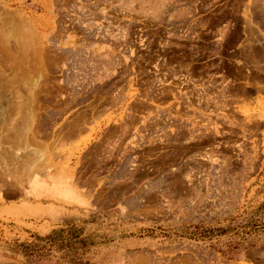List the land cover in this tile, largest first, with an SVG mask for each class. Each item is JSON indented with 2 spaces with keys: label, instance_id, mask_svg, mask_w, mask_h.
<instances>
[{
  "label": "rangeland",
  "instance_id": "374dc122",
  "mask_svg": "<svg viewBox=\"0 0 264 264\" xmlns=\"http://www.w3.org/2000/svg\"><path fill=\"white\" fill-rule=\"evenodd\" d=\"M0 264H264V0H0Z\"/></svg>",
  "mask_w": 264,
  "mask_h": 264
},
{
  "label": "bare ground",
  "instance_id": "6f19581e",
  "mask_svg": "<svg viewBox=\"0 0 264 264\" xmlns=\"http://www.w3.org/2000/svg\"><path fill=\"white\" fill-rule=\"evenodd\" d=\"M7 16V15H6ZM15 16V15H14ZM25 39V38H24ZM23 39V40H24ZM27 41V40H26ZM23 42V41H22ZM28 42V41H27ZM26 42V43H27ZM25 43V42H24ZM29 43V42H28ZM24 46V45H23ZM23 49V48H22ZM16 55V54H15ZM20 58V57H19ZM8 62V61H7ZM19 62V61H18ZM16 67V66H15ZM23 68V67H22ZM38 68V67H37ZM30 69V68H29ZM35 69V68H34ZM30 73V72H29ZM15 75V74H14ZM34 77V76H33ZM29 78H32V77H29ZM17 79V78H16ZM37 79V78H36ZM26 80H28V78L26 79ZM33 81V80H32ZM32 83V82H31ZM17 100V99H16ZM18 101H20V100H18ZM180 115H182V114H180ZM180 117V116H179ZM181 119H183V118H181ZM185 122V121H184ZM187 122V121H186ZM194 123V122H193ZM178 124H180L179 122H178ZM188 125V124H187ZM253 124H251V126H252ZM251 126H250V128H251ZM183 127V126H182ZM176 128H178V127H176ZM185 128V127H184ZM189 128V127H188ZM191 128V127H190ZM194 127H192V129H186V130H184L183 128H181V126L179 127V130L177 131V133H176V137H178V138H187L189 141L191 140V141H193L194 142V146H193V148L194 149H197L198 151L199 150H202V149H204L205 148V146L208 144H210V143H212V141H213V138H211L210 136H211V134L209 135L208 133H206L205 132V130L207 129V128H205V130L204 131H200L199 130V128L197 129V128H194ZM247 129H249V128H247ZM207 131V130H206ZM244 131V130H243ZM211 132H213V131H211ZM215 132L217 133L218 131L215 129ZM210 133V132H209ZM214 134V133H213ZM166 135V134H165ZM170 136V135H169ZM214 136V135H213ZM250 137V136H249ZM178 138H177V140L176 141H178ZM216 138V137H215ZM186 139V140H187ZM214 142V141H213ZM182 143V142H181ZM184 144V143H183ZM214 144V143H213ZM182 145V144H181ZM210 145H212V144H210ZM209 145V146H210ZM212 148H213V146H212ZM225 148V147H224ZM132 149H134V148H130V149H125V151H124V156H125V154L126 153H132L133 154V152H132ZM136 149V148H135ZM134 149V150H135ZM191 148H189V149H184V151H182L181 153H186V152H189V150H190ZM232 149V148H231ZM154 150V149H153ZM197 150H193V151H197ZM225 151H228L226 148H225ZM230 151V150H229ZM238 151H239V153H240V155L241 156H243V160L245 161V164H246V166H248L249 168H251V167H255V165H256V162H257V159H258V152H257V150L256 149H251V150H249L248 149V147H246V145H240V147H238ZM155 152H156V150H155ZM152 153V152H151ZM156 154H157V152H156ZM155 154V155H156ZM174 154V153H173ZM121 155V154H120ZM176 155V154H175ZM130 156H132V155H130ZM171 156V155H170ZM181 156V155H180ZM179 156V157H180ZM198 156H200V155H198ZM128 157H129V155L127 156V160H128ZM178 157V155H176V156H174V158H172V160L173 161H175L176 160V158ZM159 158V157H158ZM166 158V157H165ZM168 158V157H167ZM125 159V158H124ZM181 159V158H180ZM180 159H179V161H180ZM118 161H120V160H118ZM125 161V160H124ZM122 162V161H121ZM184 162V161H183ZM187 162H189V161H187ZM186 162V163H187ZM192 162V161H191ZM125 163V162H124ZM127 163V162H126ZM162 163V166H164L167 162L166 161H162L161 162ZM189 163H187V165L185 166V167H180L179 169H178V172H183V171H185V169H186V171L188 170V168H189V165H188ZM181 165V164H180ZM120 166H122V165H120ZM124 166V165H123ZM171 166V165H170ZM198 166V165H197ZM120 168V167H119ZM122 170V169H121ZM123 170H124V168H123ZM157 170H160V169H157ZM125 171V170H124ZM132 172V171H131ZM158 172H160V171H158ZM157 172V173H158ZM122 172L120 171V174H121ZM128 173V172H127ZM130 173V172H129ZM154 173V169H153V171H151V169H145L144 171H141V173H140V175H141V177H145L144 179H147L146 177H148V176H150V175H152ZM133 175H134V173H132ZM116 175V174H115ZM123 175V174H122ZM129 176L131 175V173L130 174H128ZM127 175V176H128ZM133 175H131V177H128V178H125V179H128V180H130V178L131 179H134V178H136V177H134L133 178ZM124 176H125V174H124ZM168 176V175H167ZM171 175H169V177H170ZM118 177H119V175H118ZM126 177V176H125ZM116 178V177H115ZM149 178V177H148ZM124 179V178H123ZM124 179V180H125ZM143 179V180H144ZM172 179V178H171ZM126 181V180H125ZM142 181V180H141ZM126 182H129V181H126ZM133 182V181H132ZM179 182V181H178ZM124 183V182H123ZM123 183H121V184H123ZM131 183V182H130ZM129 183V184H130ZM134 184V183H133ZM182 184V183H181ZM161 185H164L163 184V182H162V184ZM171 185V184H170ZM173 185V184H172ZM174 185H175V183H174ZM173 185V186H174ZM129 186V185H128ZM133 186V185H132ZM131 186V187H132ZM165 186H167V185H165ZM119 187V186H118ZM166 188H168V187H166ZM173 188H175V187H173ZM169 189V188H168ZM187 190H188V188H186ZM186 189H183V190H186ZM124 190V189H123ZM182 190V191H183ZM186 190V191H187ZM119 191H120V189H119ZM186 191H185V193H186ZM122 193H123V191H122ZM188 193H189V191H188ZM154 195V194H153ZM182 195V194H181ZM157 198H158V196H156ZM156 197H154V198H156ZM156 198V199H157ZM149 199V198H148ZM157 202H158V200H156ZM157 202H155V203H157Z\"/></svg>",
  "mask_w": 264,
  "mask_h": 264
},
{
  "label": "flooded vegetation",
  "instance_id": "af4514ba",
  "mask_svg": "<svg viewBox=\"0 0 264 264\" xmlns=\"http://www.w3.org/2000/svg\"><path fill=\"white\" fill-rule=\"evenodd\" d=\"M159 95V96H158ZM154 96H158V98H162V97H165V96H167V97H171V98H176L175 96V94L174 93H170V94H163V93H158V94H155Z\"/></svg>",
  "mask_w": 264,
  "mask_h": 264
}]
</instances>
